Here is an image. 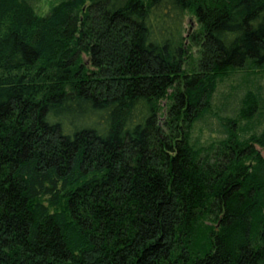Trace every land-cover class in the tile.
Masks as SVG:
<instances>
[{"label":"trees","instance_id":"1","mask_svg":"<svg viewBox=\"0 0 264 264\" xmlns=\"http://www.w3.org/2000/svg\"><path fill=\"white\" fill-rule=\"evenodd\" d=\"M258 74L264 0H0V264H264Z\"/></svg>","mask_w":264,"mask_h":264},{"label":"rangeland","instance_id":"2","mask_svg":"<svg viewBox=\"0 0 264 264\" xmlns=\"http://www.w3.org/2000/svg\"><path fill=\"white\" fill-rule=\"evenodd\" d=\"M33 2L38 11L44 12L48 5L51 2H55V0H33ZM195 27L196 22L194 16L186 12L183 16L182 35H185L187 31ZM195 56L196 48L191 47L187 66L191 64ZM243 84L244 83L240 81L237 73L217 84V88L211 100V108L209 112L194 125L191 133L192 137L200 143H206L222 136L221 124L225 123L222 118L224 115L232 116V112L237 108L238 96L245 89ZM245 86L251 89L256 88L259 91L260 97L264 99V75L258 74L254 78L251 77L249 83ZM260 153L264 157V152L260 151Z\"/></svg>","mask_w":264,"mask_h":264}]
</instances>
